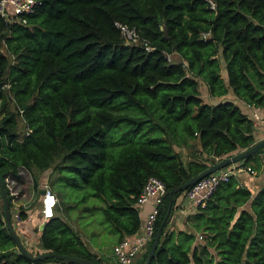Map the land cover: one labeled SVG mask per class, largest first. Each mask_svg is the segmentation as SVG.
<instances>
[{
  "label": "trees",
  "instance_id": "obj_1",
  "mask_svg": "<svg viewBox=\"0 0 264 264\" xmlns=\"http://www.w3.org/2000/svg\"><path fill=\"white\" fill-rule=\"evenodd\" d=\"M37 2L18 20L0 17V181L9 209L5 180L19 183L21 168L36 187L50 170L47 187L63 216L44 222L40 249L100 264L67 223L59 191L69 186L83 191L80 201L98 200L120 241L137 230L134 203L148 177L166 193L252 146L253 121L224 97L264 107V0ZM115 23L133 28L150 50L126 41ZM200 85L222 99L204 102ZM263 150L235 165L258 171ZM184 191L171 195V216ZM0 200V264L57 262L20 253ZM167 205L164 194L153 236L133 264H143L163 220L147 264H264V185L250 199L229 175L184 216L182 230L170 229Z\"/></svg>",
  "mask_w": 264,
  "mask_h": 264
},
{
  "label": "built area",
  "instance_id": "obj_2",
  "mask_svg": "<svg viewBox=\"0 0 264 264\" xmlns=\"http://www.w3.org/2000/svg\"><path fill=\"white\" fill-rule=\"evenodd\" d=\"M37 0H0V17L6 21L18 20L22 14L32 13ZM24 23V20H21ZM115 27L119 29L120 35L131 43L139 42L135 30L127 28L125 25L115 23ZM145 50H150L144 40L140 41ZM243 170L238 165H230L218 171L208 174L199 179L193 185L188 187L180 196L182 202L190 212H194L197 208H201L205 201L214 192L219 183L226 181L229 175H234L236 172ZM252 173L248 168H244ZM13 183V181H10ZM43 194L40 198V218L42 221L53 216V208L55 206V196L49 190L46 184L42 185ZM165 194L163 184L155 177H148L136 197L134 207L139 208L144 204L150 206V210L140 220L137 230L132 235L122 238L112 248V254L116 264H132L134 259L140 256L150 242L155 226V219L158 212V207L161 204ZM14 223L20 221L19 213L16 210L10 215ZM198 238H200L198 236ZM47 264H68L62 261L49 262Z\"/></svg>",
  "mask_w": 264,
  "mask_h": 264
},
{
  "label": "crops",
  "instance_id": "obj_3",
  "mask_svg": "<svg viewBox=\"0 0 264 264\" xmlns=\"http://www.w3.org/2000/svg\"><path fill=\"white\" fill-rule=\"evenodd\" d=\"M204 93H205V90H204ZM205 96H206V93H205ZM206 98H207V101L203 100L204 98L202 97V100L206 103H213L214 101L222 99V97L213 99V98H208L207 96H206ZM224 99L230 100L232 103H234L240 109V111L243 114H245L246 116L251 118V120L253 121V128H254L252 135H253L255 142L264 138V107L263 108H256V109L249 107V106L245 105L244 103H242L241 101L233 98L232 96H229V93L227 95H225ZM181 151L183 153L186 152L183 149H181ZM233 153H235V152H233ZM236 153H238V152H236ZM259 157L261 158L262 165L258 171H252V173H250L247 170H244V167H242L243 170L236 172L233 175L237 184L239 186L245 187L249 191L250 199L253 196H255V194L264 185V150L259 154ZM222 158H224V157H222ZM222 158H220V159H222ZM217 161L218 160L215 159L214 163ZM207 165H210V164L207 163ZM233 165H235V164H233ZM31 184H32V182H31ZM21 197L27 198L28 196H21ZM40 198H41V195L39 193V196H38L37 202H36L37 204L35 207L30 208L28 206L26 199L23 200L22 198H19L18 199L19 203H15L12 206L10 205V207L8 209L10 212V215H12V213H14L16 210L18 211V213L21 211L24 212V218H20V221L14 223V224H13V220L11 218V224L13 226L12 228H14L13 231H14L15 235L18 237V239H19L21 245L24 247V249H26V246H28V245H31L35 250L40 249V247L38 245L39 234L41 231L39 226L41 223L44 224V222L47 220L46 219V220L42 221L40 218ZM56 198H57V200H56L55 206L53 208V216L54 215L63 216L61 213V209H60V200H59L58 196H56L55 199ZM179 200H180V197H178V199L176 200L175 204L177 207L174 208V212L172 213V216H171V222L174 219L181 221L184 218V216L193 213V212H190L189 209L186 208L185 205L182 202H180ZM244 209L247 211L249 210L248 204H246L244 206ZM149 210H150V206L148 204H144L141 207L137 208V215H138L139 220L145 214H147ZM64 217L66 219V214H64ZM93 224H94V221H93ZM174 227L176 229H180V230H182L184 228L183 225L180 223H177V226H174ZM112 235H113V242L108 246V249L106 251L99 249L98 247H96L95 244L90 245V247H87L94 254V256L97 259H99L100 264H116L115 258L112 254V248L119 241H118V234L115 231H114V233H112ZM200 239L201 238L197 237V239L195 241L198 243L199 241H201ZM197 240H199V241H197ZM37 252L45 253L41 249L38 250ZM41 253H37V254H41ZM37 254H33V255H37ZM137 258L138 257H136L134 259L133 263L135 262V260Z\"/></svg>",
  "mask_w": 264,
  "mask_h": 264
},
{
  "label": "rangeland",
  "instance_id": "obj_4",
  "mask_svg": "<svg viewBox=\"0 0 264 264\" xmlns=\"http://www.w3.org/2000/svg\"><path fill=\"white\" fill-rule=\"evenodd\" d=\"M204 90L205 89L203 88V86L200 85V94L204 98L203 100L207 101ZM5 108H7L14 114L16 113L13 103L11 99H8V97ZM16 120L18 131L24 132V125L20 117L16 116ZM19 174L21 176V180L17 184L5 180L6 188L10 195V205L12 206L15 203H19L18 199L22 198L23 200H27L28 206L30 208L35 207L37 204L36 202L39 196V191L42 189V185L46 183V185H48V182H46V180L50 179L52 176L50 175V170L39 173L36 179V187L32 186L31 176L27 171L20 168ZM59 193L61 196V200L66 207L65 214L67 223L72 227V229H74L82 236L83 241L87 245V247L95 244L99 249L106 251L108 249V246L113 242L112 233H114V230L107 224L104 216L99 210V206L101 205L99 201L91 196H85L83 197L84 201H80L83 196V191L72 189L69 186H63ZM21 196L28 197L26 198ZM177 223L181 224V221L174 219L171 222V226H169L170 229L176 230L174 226H177ZM26 249L25 250L28 253H31V255L41 253L37 252L40 249L35 250L31 245L26 246Z\"/></svg>",
  "mask_w": 264,
  "mask_h": 264
},
{
  "label": "water",
  "instance_id": "obj_5",
  "mask_svg": "<svg viewBox=\"0 0 264 264\" xmlns=\"http://www.w3.org/2000/svg\"><path fill=\"white\" fill-rule=\"evenodd\" d=\"M160 29L164 32V34L166 35V31L163 27H160ZM264 146V138L260 139L259 141L255 142L252 146H250L247 149L241 150L238 153L232 154L229 157H224L220 160H218L217 162H215L214 164H212L210 167H208L206 170L202 171L201 173H199L197 176L189 178L188 180H186L185 182L181 183L180 185L176 186L175 188H173V190L168 191L165 193V195L168 197V205H167V210H166V214H165V219L167 217H170L171 214H169L170 212V206H171V195L173 193H179L182 192L184 190H186L188 187H190L191 185H193L195 182H197L199 179L207 176L210 173H213L215 171H218L222 168H225L227 166H230L232 164H235L237 162H240L242 160H244L245 158H247L248 156L254 154L258 149H261ZM40 195L43 194V190H40ZM0 195L2 198V203H3V220L4 223L6 225V228L9 232V234L14 238L15 240V244L17 249L20 251L21 254H23L25 257H27L29 260L31 261H35V260H44L47 258H54L58 261H62L68 264H93L85 259H81V258H74L71 256H67V255H55V254H50V253H41V254H37V255H31L29 254L24 247L21 245L18 237L15 235L13 228H12V224H11V218H10V212L8 210V206H7V201L4 195V191L2 188V183L0 181ZM164 223V220L160 223V225L157 228V231L155 232V235L152 239V243L150 245V248L146 254L145 260L143 262V264H147L153 251L154 248L156 246L158 237H159V232L161 230V227ZM43 223L40 224L39 228L40 230L42 229Z\"/></svg>",
  "mask_w": 264,
  "mask_h": 264
}]
</instances>
